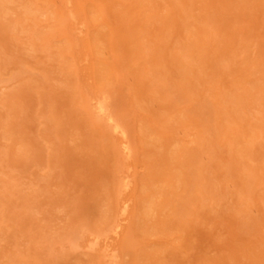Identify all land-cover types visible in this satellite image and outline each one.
<instances>
[{
    "label": "rangeland",
    "instance_id": "374dc122",
    "mask_svg": "<svg viewBox=\"0 0 264 264\" xmlns=\"http://www.w3.org/2000/svg\"><path fill=\"white\" fill-rule=\"evenodd\" d=\"M0 264H264V0H0Z\"/></svg>",
    "mask_w": 264,
    "mask_h": 264
}]
</instances>
